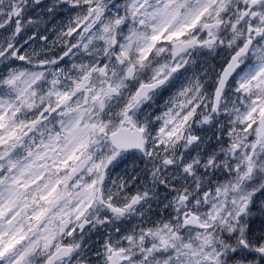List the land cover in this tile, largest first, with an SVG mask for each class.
Masks as SVG:
<instances>
[{
    "label": "snow or ice",
    "instance_id": "6c2138e0",
    "mask_svg": "<svg viewBox=\"0 0 264 264\" xmlns=\"http://www.w3.org/2000/svg\"><path fill=\"white\" fill-rule=\"evenodd\" d=\"M0 264H264V0H0Z\"/></svg>",
    "mask_w": 264,
    "mask_h": 264
}]
</instances>
